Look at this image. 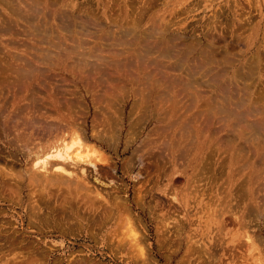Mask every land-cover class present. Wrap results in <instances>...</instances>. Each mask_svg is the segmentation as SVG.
Masks as SVG:
<instances>
[{"label":"rangeland","instance_id":"374dc122","mask_svg":"<svg viewBox=\"0 0 264 264\" xmlns=\"http://www.w3.org/2000/svg\"><path fill=\"white\" fill-rule=\"evenodd\" d=\"M263 98L264 0H0V264H264ZM15 122L96 167L37 187Z\"/></svg>","mask_w":264,"mask_h":264},{"label":"bare ground","instance_id":"6f19581e","mask_svg":"<svg viewBox=\"0 0 264 264\" xmlns=\"http://www.w3.org/2000/svg\"><path fill=\"white\" fill-rule=\"evenodd\" d=\"M31 5V4H30ZM37 6V5H36ZM37 16V15H36ZM35 35V34H34ZM42 40V39H40ZM54 47V46H53ZM35 48V47H34ZM80 50V49H79ZM152 51V50H151ZM150 51V52H151ZM146 52V51H145ZM159 53V52H158ZM167 54V53H166ZM166 54L163 55L165 56V58L167 57ZM158 55V54H157ZM18 56V55H17ZM85 56V55H84ZM138 56V55H137ZM26 57V56H25ZM91 58V57H90ZM173 58V56H172ZM13 62V61H12ZM159 64V63H158ZM178 64V63H177ZM10 66V65H9ZM16 66V65H15ZM26 66V65H25ZM14 67V66H13ZM156 67V66H155ZM175 67V66H174ZM7 69V68H6ZM158 69V68H157ZM12 70V69H11ZM178 70V69H177ZM185 70V69H184ZM225 70V69H224ZM223 70V71H224ZM19 71V70H18ZM227 72V71H226ZM19 73V72H18ZM221 73V72H220ZM190 74V72L188 73ZM208 74V73H206ZM224 74V73H223ZM240 74V72L238 73ZM194 75V74H193ZM192 76V75H190ZM23 77V76H22ZM144 77V76H143ZM215 77V76H214ZM217 77V76H216ZM25 78V77H24ZM232 78V77H231ZM247 78V77H246ZM150 79V77H149ZM213 79V78H211ZM216 79V78H215ZM217 80V79H216ZM215 80V81H216ZM219 81V80H218ZM158 82V81H157ZM210 82V81H209ZM248 82V81H247ZM205 83V82H204ZM234 83V82H233ZM165 84V83H164ZM180 84V83H179ZM202 85V84H201ZM228 85V84H227ZM29 86V85H28ZM210 87V85H208ZM213 86V85H212ZM233 86V85H232ZM228 87V86H227ZM225 87V89L227 88ZM223 89V88H222ZM224 89V90H225ZM33 90V89H32ZM238 90V89H237ZM164 91V90H163ZM177 91V90H176ZM227 91V90H226ZM164 93V92H163ZM168 93V92H167ZM230 95V94H229ZM212 96V95H211ZM219 96V95H218ZM32 98V97H31ZM50 98V97H49ZM222 98V97H221ZM172 99V98H171ZM239 99V97H238ZM264 99V98H263ZM218 100V99H217ZM225 101V100H223ZM263 101V100H262ZM193 102V101H192ZM216 103V102H215ZM225 103V102H224ZM200 104V103H199ZM217 104V103H216ZM228 105V104H227ZM239 105V104H238ZM35 106V105H34ZM243 106V105H242ZM255 106V105H254ZM60 107V106H59ZM197 107V106H196ZM210 107V106H209ZM257 107V106H256ZM188 108V107H187ZM198 108V107H197ZM230 108V107H229ZM244 108V107H243ZM207 109V108H206ZM16 110V109H15ZM53 110V109H52ZM224 110V107H223ZM248 110V109H247ZM248 110L246 112H244V114H240L242 117H246L249 113ZM2 112V111H1ZM14 112V111H13ZM33 112V111H31ZM173 112V111H172ZM226 112V111H224ZM29 113V112H28ZM54 113V112H53ZM207 113V112H206ZM1 114V113H0ZM180 114V113H179ZM201 114V113H200ZM58 115V114H57ZM33 116V115H31ZM179 116V115H178ZM184 116V115H183ZM232 118V117H231ZM235 118V117H234ZM233 118V119H234ZM189 119V118H188ZM240 119V118H239ZM194 120V119H193ZM232 120V119H231ZM248 120V119H247ZM39 122V121H38ZM37 122V123H38ZM248 122V121H247ZM6 123V122H4ZM37 123H30V122H25V123H18L15 122L14 125L12 126V128H14L15 131H21L20 133H18L14 139L18 140L21 142L23 139V132H27V134L29 136H27L30 138L31 141V137L35 136H39L37 137L38 140L43 139V143H41V141H37L39 143L36 144H32V146H30L27 143L21 142V144H19L20 147V153L22 154V156L28 160L27 164L29 165L28 168L25 170L27 176V180H29L28 182H34V183H38L36 186L39 187V184H42L43 180H45L47 182V184H58L59 182H61L62 180L67 181L66 178H64V174L65 176H67L68 178L72 177V172L70 171L71 169L69 167L70 164H74L75 166H79V164H83V165H87L88 167L92 166L93 168L96 167L95 163L90 160V158L92 156H96L97 154L100 155L99 151H97L96 149H91L90 147H88L87 145H83V141L82 138L80 137V135L77 133V130L73 131V129L70 131H72V134L70 135L67 134L64 131H62V127H56L54 131H52V129L49 130L48 127H46L45 124L41 123L40 125H36ZM259 124V123H258ZM4 125V124H3ZM36 125V127H34ZM66 127V126H65ZM249 127V126H248ZM264 127V126H263ZM163 129V128H162ZM205 129V128H204ZM250 129V127H249ZM248 129V130H249ZM2 131V130H1ZM166 131V128H165ZM29 132V133H28ZM108 134V133H107ZM201 134V133H200ZM239 134V133H238ZM243 134V133H242ZM247 134V133H246ZM255 134V133H254ZM245 135V134H244ZM195 136V135H194ZM204 136V135H202ZM230 136V135H229ZM238 136V135H237ZM197 137V136H196ZM240 137V136H239ZM20 138H22V140H20ZM4 139V137H3ZM13 139V140H14ZM85 139V138H83ZM185 140V138H183V132L180 133V137L177 139V146H181L182 141L181 140ZM192 139V138H191ZM204 139V138H203ZM245 139V138H244ZM256 139V138H255ZM70 140V141H69ZM183 140V141H184ZM194 140V139H193ZM206 140V139H205ZM248 140V139H246ZM264 140V138H263ZM33 141V140H32ZM189 141V140H188ZM203 141V140H202ZM11 142V141H10ZM13 142V141H12ZM11 142V143H12ZM194 142V141H193ZM235 142V141H234ZM244 142V141H243ZM247 142V141H246ZM196 143V142H195ZM256 143V142H255ZM262 143V142H259ZM17 144V143H16ZM189 144L186 142V145ZM231 144V143H230ZM233 144V143H232ZM245 144V143H244ZM251 144V143H250ZM15 145V144H14ZM192 145V144H191ZM243 145V144H242ZM78 147V149L74 150V147ZM176 146V147H177ZM253 146V145H251ZM171 147V146H169ZM190 147V146H188ZM96 148V147H95ZM183 148V146H182ZM258 148V147H257ZM98 149V148H97ZM192 149V148H191ZM226 149V148H225ZM256 149V148H255ZM264 149V148H263ZM74 150V151H72ZM181 150V149H179ZM183 150V149H182ZM193 150V149H192ZM252 150V149H251ZM164 151V150H163ZM171 151V150H170ZM177 151V150H176ZM187 151V150H186ZM225 151V150H224ZM253 152V151H252ZM251 152V154H252ZM154 153V152H153ZM165 153V152H164ZM260 153V152H259ZM168 153H166L167 155ZM188 154V153H187ZM246 154V153H245ZM163 156H165V154H162ZM169 155V154H168ZM167 155V156H168ZM180 155V154H179ZM238 155V154H237ZM264 155V154H263ZM187 156V155H185ZM189 156V155H188ZM247 156V155H246ZM262 156V155H260ZM179 157V156H178ZM248 157V156H247ZM246 157V160L248 159ZM258 157V156H257ZM237 158V157H236ZM259 158V157H258ZM263 158V157H262ZM161 159V158H160ZM165 159V158H164ZM178 159V158H177ZM252 159V158H250ZM183 160V159H182ZM237 160V159H236ZM242 161V160H240ZM260 161V159H259ZM234 162V161H233ZM238 162V161H237ZM252 162V161H251ZM248 163V162H247ZM256 163V162H255ZM254 163V164H255ZM259 163V162H258ZM262 164V163H261ZM259 165V164H258ZM68 166V168L70 170H68L66 167ZM242 166V165H241ZM247 166V165H246ZM257 166V164L255 165V167ZM260 167V166H259ZM73 168V167H72ZM264 168V167H263ZM49 169V170H48ZM78 169V167H77ZM80 169V175L82 174L84 175V169L83 168H79ZM238 169V168H237ZM257 169V168H256ZM33 170H40L42 173H37L34 174ZM74 170V169H73ZM75 171V170H74ZM79 171V170H78ZM86 171V170H85ZM250 171V169H249ZM256 171V170H255ZM87 173V172H86ZM85 173V174H86ZM259 174V173H258ZM33 175H35V177H33ZM247 175V174H246ZM24 176V175H23ZM82 176V177H83ZM256 176V175H255ZM261 176V175H259ZM38 177V179L36 178ZM20 178L23 180V177L20 176ZM253 178V177H252ZM263 178V177H260ZM264 180V179H263ZM66 183V182H64ZM78 183V182H77ZM240 183V182H239ZM14 184V183H13ZM61 186L64 185L61 183H59ZM35 186V185H34ZM58 187V185H56ZM78 186V185H77ZM66 187V186H65ZM81 187V186H80ZM87 189V188H86ZM225 193V192H224ZM63 196V195H62ZM232 197V196H231ZM32 208V207H31ZM34 211V210H33ZM32 213V212H31Z\"/></svg>","mask_w":264,"mask_h":264}]
</instances>
